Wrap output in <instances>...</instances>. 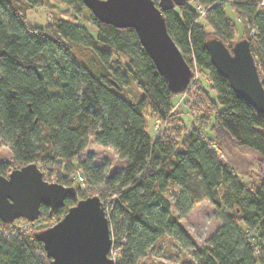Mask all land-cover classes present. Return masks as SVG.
I'll use <instances>...</instances> for the list:
<instances>
[{"label": "trees", "instance_id": "obj_1", "mask_svg": "<svg viewBox=\"0 0 264 264\" xmlns=\"http://www.w3.org/2000/svg\"><path fill=\"white\" fill-rule=\"evenodd\" d=\"M45 1L0 0V140L13 154L12 163L0 161V174L36 163L46 181L74 187L78 160L84 187H76L77 198L56 211L42 206L41 216L61 221L88 198L87 185L101 184L95 194L105 206L117 264H138L168 236L196 262L184 264H264V178L248 186L220 159L225 150H250L264 166V114L237 97L205 47L215 37L230 49L236 43L230 6L244 26L241 40L250 42L264 86L263 0L165 6L170 36L190 67L195 62L209 78L180 94L171 91L133 29L101 23L83 0L57 1L77 13L86 10L94 29L64 19L29 25L27 13ZM153 1L160 6L161 0ZM131 80L141 92L138 101L124 95ZM148 108L165 123L154 136ZM182 108L193 117L198 112L190 128ZM91 138L117 152L125 162L121 171L107 176L104 167L79 160ZM171 191L177 212L166 196ZM204 200L222 224L198 247L180 220ZM35 234L0 220V264H51Z\"/></svg>", "mask_w": 264, "mask_h": 264}, {"label": "water", "instance_id": "obj_2", "mask_svg": "<svg viewBox=\"0 0 264 264\" xmlns=\"http://www.w3.org/2000/svg\"><path fill=\"white\" fill-rule=\"evenodd\" d=\"M189 0H83L101 23L118 29H133L142 47L154 62L174 94L186 91L194 73L169 34L163 14L166 5H183ZM212 65L226 79L238 98L264 114V86L247 39L230 49L218 38L205 45ZM68 198H77V189L45 180L36 163L0 174V220L6 225L41 217V207L56 211ZM51 264H115L109 257L112 237L104 203L99 196L79 200L54 226L37 232Z\"/></svg>", "mask_w": 264, "mask_h": 264}, {"label": "rangeland", "instance_id": "obj_3", "mask_svg": "<svg viewBox=\"0 0 264 264\" xmlns=\"http://www.w3.org/2000/svg\"><path fill=\"white\" fill-rule=\"evenodd\" d=\"M85 9V7H84ZM226 10L229 18L233 21L237 29L236 42L240 41L244 35V26L239 22L238 17L232 11L230 6H226ZM86 10L76 12L74 9L65 6L57 0H46L42 6L32 8L27 13L28 23L32 26L45 27L48 24L56 22L58 19H64L72 22H76L89 29H94L91 17L84 13ZM208 32H211L210 28L206 26ZM124 63V60L122 59ZM112 67L117 69L118 65L114 59ZM193 71V70H192ZM194 78V77H193ZM199 79L205 82L209 81L208 75L205 72L199 73ZM192 83V82H191ZM213 94V92H212ZM124 95L138 101L142 98L141 92L137 85L131 80L128 87L125 88ZM214 95V94H213ZM182 108L179 111L184 112L183 117L189 128L198 115L197 111L194 112V117L191 116L187 110ZM147 127L149 133L154 136L160 132L161 128L165 126V123L152 116V109L147 110ZM223 157L221 161L228 164L233 171L238 175L248 186H257L264 178V166L259 163L260 157L250 150H225L222 152ZM81 162L90 161L93 165L104 167V173L107 176H113L115 173L121 171L125 166V162L120 160L117 152L113 148H107L99 145L93 138L90 139L88 147L85 152L79 158ZM0 161L13 162V154L10 147L4 144L0 140ZM78 161V160H77ZM75 160L74 166L79 169V173H82V168H78V162ZM45 175V174H44ZM82 175V174H81ZM45 178V176H44ZM51 183V182H50ZM57 183V182H53ZM83 186L81 183H74V187ZM68 187V186H67ZM88 187V197L97 196L96 189L101 188V184H93ZM175 192H168L166 196L171 200L175 209ZM110 206V204L108 205ZM112 210L111 207L108 208ZM108 211V212H109ZM64 217L61 218V220ZM59 217L48 216L40 217V221L30 223L24 219L15 221L16 226L20 229L28 231H35V233L42 230H46L58 223ZM222 221L219 217V213L216 208L208 201L204 200L200 205L193 208V210L180 220L181 227L192 237V240L198 247L208 243L210 237L220 227ZM196 263L191 256L190 250L183 248V245L178 243L171 237H165L156 246H154L145 257H143L138 264H184V263Z\"/></svg>", "mask_w": 264, "mask_h": 264}, {"label": "built area", "instance_id": "obj_4", "mask_svg": "<svg viewBox=\"0 0 264 264\" xmlns=\"http://www.w3.org/2000/svg\"><path fill=\"white\" fill-rule=\"evenodd\" d=\"M262 5L264 6V2L262 3ZM197 9L200 11L201 15L204 16L205 15V9L202 6H197ZM193 73H194V78L192 80V83L190 84V86L192 87L198 80H199V73L203 72L200 67L194 62L193 63ZM161 131V130H160ZM221 157H223V155L220 153ZM75 180L79 181V183H81L82 185H84V178L82 177V175L80 173H77L74 176ZM114 244V243H113ZM112 244L111 250L109 252V257L111 259H113L115 261V264H117L118 261V251L115 248V246Z\"/></svg>", "mask_w": 264, "mask_h": 264}, {"label": "crops", "instance_id": "obj_5", "mask_svg": "<svg viewBox=\"0 0 264 264\" xmlns=\"http://www.w3.org/2000/svg\"><path fill=\"white\" fill-rule=\"evenodd\" d=\"M263 2H264V0H263Z\"/></svg>", "mask_w": 264, "mask_h": 264}]
</instances>
